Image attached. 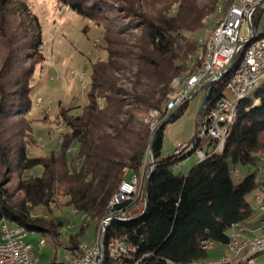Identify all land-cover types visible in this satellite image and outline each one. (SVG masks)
I'll return each mask as SVG.
<instances>
[{
    "label": "trees",
    "instance_id": "obj_1",
    "mask_svg": "<svg viewBox=\"0 0 264 264\" xmlns=\"http://www.w3.org/2000/svg\"><path fill=\"white\" fill-rule=\"evenodd\" d=\"M55 1L102 30L98 47L106 57L90 62L87 104L61 110L67 132L57 149L47 157H32L34 77L45 61L42 26L26 0H0V224L22 225L59 240L62 220L32 212L40 206L49 210L64 199L65 207L96 221L99 229L121 183L136 174L141 178L138 193L117 207L129 220L111 222L106 240L118 238L135 246L142 259L138 264H206L209 248L228 246L235 227L254 215L247 196L264 192L259 165L264 155V79L254 98L239 104L221 154L215 152L214 138L199 142L195 135L189 154L162 157L165 128L189 102L168 113L167 95L174 78L202 67L211 38L203 32L236 0ZM261 18L259 6L252 17L253 39L264 36ZM231 76L205 88L211 101L226 96ZM153 111L159 113L155 128ZM151 145L156 165L150 175ZM199 150L205 159L187 174L175 172L180 161ZM238 166L255 168L239 184L233 179ZM37 169L40 173L34 174ZM85 228L72 233L67 244L57 241L72 250L73 258L79 256Z\"/></svg>",
    "mask_w": 264,
    "mask_h": 264
},
{
    "label": "rangeland",
    "instance_id": "obj_2",
    "mask_svg": "<svg viewBox=\"0 0 264 264\" xmlns=\"http://www.w3.org/2000/svg\"><path fill=\"white\" fill-rule=\"evenodd\" d=\"M26 2L40 20L44 42L43 55L45 57V61L37 66L34 77L35 103L31 119L33 120L35 142L30 146L29 153L32 157H47L57 149L61 136L67 132V127L60 116L61 110L87 104L90 62L99 57L105 58L106 53L98 47L99 44H102L100 41L102 30L95 27L90 21L70 12L67 8L61 7L55 0H26ZM261 10L262 18L259 31L264 30V4L261 6ZM214 21L215 19L209 23V27L202 36L211 35ZM247 34V29L243 27L242 35L247 36ZM1 51L2 47L0 46V54ZM83 74L85 77H81ZM195 92L191 94L183 114L173 122L168 123L165 128L163 158L174 155V151L179 145L189 144L184 155L189 154L193 149L190 142L198 131L199 111L205 90H199L197 94ZM255 93L256 89H252L246 97L252 99ZM226 97L228 99L234 98L227 90ZM198 161L199 158L196 153L188 155L176 165L175 172L187 174ZM259 165L262 168L260 174L262 176L264 159L259 162ZM254 171V167L238 166L233 171V179L235 183L239 184ZM36 173H40V169L35 170L34 174ZM15 184L16 182H12L11 186L14 187ZM257 195L263 196L264 192L256 191L247 196V201L253 205L255 210L254 215L243 223L248 226L246 228L244 225L242 226L246 229L244 233L249 239L253 237L254 231L260 226L261 217L264 215L256 200ZM32 213L34 217H41L46 220H62L63 227L60 229V240L63 244H67L70 235L77 233L83 225L86 228L84 234L80 236V242L88 247L94 246L97 242L100 228L97 229L96 221H90L84 215L76 214L72 208L65 207L64 199H59L49 210L40 206L35 208ZM26 241L31 244L32 251L38 261H64L66 251L63 244H59L58 240H55L51 234L29 232ZM219 247L225 248L226 245L211 246L208 259L220 257L219 254L222 252L218 251ZM226 250L230 254L228 249ZM256 259L257 264H264V253L257 256Z\"/></svg>",
    "mask_w": 264,
    "mask_h": 264
},
{
    "label": "built area",
    "instance_id": "obj_3",
    "mask_svg": "<svg viewBox=\"0 0 264 264\" xmlns=\"http://www.w3.org/2000/svg\"><path fill=\"white\" fill-rule=\"evenodd\" d=\"M263 4L264 0H236L227 11L221 10L215 18L214 30L211 33L202 67L195 73L174 78L171 82V91L167 95L166 111L170 113L183 106L199 86L206 88L225 78L222 77V73L227 70L236 55L230 72L232 76L226 85V90L234 98L228 99L225 96L217 101L208 99L197 123V141L204 142L208 138H214L217 142L215 152L219 154L224 151L226 139L236 122L239 104L246 100L247 94L252 89H256L264 79V36L253 39L252 25L254 12ZM249 26H252V29ZM243 27L247 29V36L242 35ZM200 41L203 42V38ZM246 45L248 47L241 61L235 66L239 52ZM158 115L157 111L150 114L152 128L158 125ZM187 148L188 145L177 146L174 155H184ZM196 155L199 160L206 158L205 152L201 150L197 151ZM140 182L141 178L133 174L121 183L108 207L107 218L113 216L116 220H129L126 212L117 207L133 199ZM260 182L264 184V174ZM256 200L261 210H264L263 196L257 195ZM102 223L95 245L88 247L81 244L77 258H73L71 249H65L64 261L40 262L36 259L31 244L26 241L29 231L22 225L2 221L0 264H138L142 259L137 258L136 247L127 245L118 238L106 240L107 230L104 231ZM110 224L111 222L107 223V228ZM260 232L258 238L249 239L234 229L231 234L232 241L228 245L230 254L225 256L219 264H255V258L264 253V220ZM58 241L62 242L60 239Z\"/></svg>",
    "mask_w": 264,
    "mask_h": 264
},
{
    "label": "water",
    "instance_id": "obj_4",
    "mask_svg": "<svg viewBox=\"0 0 264 264\" xmlns=\"http://www.w3.org/2000/svg\"><path fill=\"white\" fill-rule=\"evenodd\" d=\"M249 28L252 29V26H249ZM235 58H236V55L233 57L232 63L229 65V67L227 68V70L222 73V77H226L227 75L230 74V72H231V70L233 68L234 62H235ZM209 91H210V89L207 90V92L205 93V95L203 97V100H202V103H201V107H200V111H199V115L203 111V108H204L205 104L207 103V101L209 99ZM149 156H150L151 167H152V170H151V173H150V175H151L153 173V171L155 169V165H156L155 164V157L153 155L152 145L150 146ZM150 175L148 176L147 181H146V183L144 185L145 211L147 209V202H148L147 189H148V183H149ZM113 221H116V218L113 217V216H109L105 220V222L102 223V226H103V229H104L105 232L107 230V223H110V222H113Z\"/></svg>",
    "mask_w": 264,
    "mask_h": 264
},
{
    "label": "crops",
    "instance_id": "obj_5",
    "mask_svg": "<svg viewBox=\"0 0 264 264\" xmlns=\"http://www.w3.org/2000/svg\"><path fill=\"white\" fill-rule=\"evenodd\" d=\"M205 90V87L204 86H199L198 87V89H197V91H196V93L195 94H197L198 92H199V90ZM205 93H206V90H205ZM263 199H264V195H263ZM263 211V214H264V210H262ZM264 220V215L261 217V223H260V226H258V228L254 231V235H253V239H256V238H258L259 236H260V231H261V225H262V221ZM244 224L242 223L241 225H239V226H236L235 227V229L236 230H238V231H240L241 233H242V236L243 237H247L246 235H245V231H246V229H244L242 226H243ZM245 226V225H244ZM248 225H246L245 226V228L247 227ZM248 238V237H247ZM251 238V239H252ZM215 246H217V245H215ZM225 249V250H224ZM226 249H228V246H226L225 248H218V251H221L222 253H220L219 255H220V257H218L217 259H214V258H212L211 257V255H210V257L211 258H209L205 263L206 264H216V263H218V262H220L221 260H222V258L224 257V256H226V255H228L229 253H227V250ZM229 251V250H228ZM259 256V255H258ZM255 264H257V259L255 258Z\"/></svg>",
    "mask_w": 264,
    "mask_h": 264
}]
</instances>
